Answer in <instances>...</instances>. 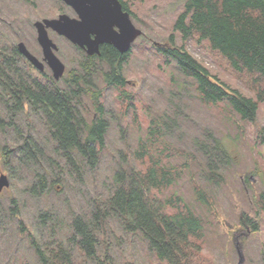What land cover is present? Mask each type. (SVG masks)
<instances>
[{"label":"trees","instance_id":"trees-1","mask_svg":"<svg viewBox=\"0 0 264 264\" xmlns=\"http://www.w3.org/2000/svg\"><path fill=\"white\" fill-rule=\"evenodd\" d=\"M121 2L132 15L126 3ZM172 29L179 34L180 42L172 32L167 37L168 43L153 42V55L164 67L174 66L188 77L203 103L225 104L240 120L254 121L264 101V0H184ZM145 39L143 33L140 42L145 44ZM192 40L204 41L213 60L235 75L253 95L232 87L195 57L187 48ZM130 52L120 53L108 46L101 48L100 55L94 58L83 54L79 68L61 83L54 80L52 88L48 82L30 76L28 70L0 48V129H5V133L11 130L15 136V143L3 145L0 153L10 186L22 182L25 192L39 198L55 188L56 192L67 189L73 181L83 183L89 173H95L107 148L109 122L102 100L104 89L92 79L93 69L104 64L102 86L117 89L118 100L133 106L139 92L124 91L127 86L124 65ZM144 108L146 133L137 136L133 149L126 141V151H118L119 159L109 182L103 181L102 190L95 191L85 213H71L61 238L55 235L64 222L54 209L50 213L39 210L36 219L41 231L37 238L33 226L19 218L14 193L9 204L0 208V220H6L11 227L12 219L18 220L15 234H19L23 243L12 253L16 261L19 257L18 264H84L88 258L94 264H112L108 248L101 251L100 247L107 242L109 217L116 218L125 233L141 234L159 264H206L199 244L203 240L204 219L181 195L162 197L163 190L175 184L196 157L167 141L164 128L167 117L163 113H151L148 107ZM87 111H92L90 119L84 115ZM33 115L42 123L44 132L35 129ZM121 132L126 139L127 132ZM210 137L212 153L225 160L228 148L220 138ZM176 155L184 156L185 160L172 163ZM145 160L148 165L141 168ZM133 161L138 163L137 167ZM208 168L207 179L218 182L221 177L216 174L217 166ZM192 188L197 201L212 206L204 189L197 183ZM258 198L253 216L245 211L239 216L240 224L248 226L251 232L259 229L264 190ZM22 244L33 248L35 261L19 248ZM74 247L83 260L74 258ZM261 254L264 256L262 249Z\"/></svg>","mask_w":264,"mask_h":264},{"label":"rangeland","instance_id":"rangeland-1","mask_svg":"<svg viewBox=\"0 0 264 264\" xmlns=\"http://www.w3.org/2000/svg\"><path fill=\"white\" fill-rule=\"evenodd\" d=\"M123 1L132 12V23L140 28L146 37L145 44L140 42L141 37L134 41L124 65L127 81L124 91H138L139 96L134 99L133 106L119 101L117 89L102 86L101 78L106 70L105 65L100 63L94 66L92 79L104 89L102 100L109 122L107 148L101 154L99 167L94 174L89 173L83 183L73 181L67 189L62 188L63 190L56 192L58 188H55L52 192L36 198L23 190L25 185L22 182L10 186L11 180L3 167L0 154V173L6 174L9 179V185L0 191V208L9 204L14 193L20 210L19 218L28 226H33L32 230L37 234V238L41 231L37 227L36 219L39 210L42 209V213H50L54 209L55 215L65 223L61 224V229L55 235V238H61L63 227L68 225L71 213H85L95 191L102 190L103 181L109 182L112 168L119 159L118 151H126V141H129L133 149L137 136H144L146 133V106L149 112L163 113L167 117V127L164 126L165 138L172 147L183 148L196 157L190 169H185L175 184L163 190L162 197L181 195L204 219L203 240L199 243L202 246L200 253L204 262L237 264L235 246L238 245L244 257L242 264H264V256H261V249L264 250V211L259 219V229L255 232H251L248 226L241 225L239 219L241 211L248 212L250 216L255 214V202L259 201L258 196L264 190V101L260 103L252 122L240 120L225 104L203 103L188 77L174 66L164 67L163 62L153 55V42H169L166 41L167 37L174 32L172 25L184 0ZM61 6L54 0H16L14 6H8L11 7L9 9L0 4V48L5 44L10 46L11 41L15 43L18 40L24 41L28 47L35 50L32 23L41 16L56 15ZM67 14L71 15V12ZM174 34L177 42H180L179 34ZM52 38L61 45L58 57L65 64L66 70H77L83 53L60 40L55 34ZM187 48L232 87H238L253 95L235 75L213 60L204 41L192 40L187 44ZM19 64L23 68V63ZM91 113L92 111H87L84 115L90 119ZM31 118L35 129L44 132L37 117L33 115ZM18 121H21L20 118ZM123 130L129 131L125 137L127 140L122 138ZM210 135L220 138L228 148L225 160L212 153ZM13 143V132L10 130L5 133V129H0V153L3 145ZM146 160L141 168L148 165ZM184 160V156L176 155L171 162ZM133 164L137 167L138 163L133 161ZM208 165L217 166L216 174L221 177L218 182L207 179L205 172L209 170ZM193 183H197L211 197L212 206L207 207L195 199ZM49 221L47 219V223ZM17 223L16 217L12 219V227L6 220H0V264H18L19 257L17 261L12 257L16 246L23 243L19 234H15ZM47 228L42 227L44 230ZM106 228L107 242H103L100 247L101 251L105 247L108 248L112 264L160 263L148 249L147 241L141 234L125 233L120 222L114 217H109ZM19 248L22 251L24 249V254L28 253L30 260H36L31 246L27 248L22 244ZM73 253L75 259L83 260L75 247ZM19 255L21 257V252ZM84 264L94 262L88 258Z\"/></svg>","mask_w":264,"mask_h":264},{"label":"water","instance_id":"water-1","mask_svg":"<svg viewBox=\"0 0 264 264\" xmlns=\"http://www.w3.org/2000/svg\"><path fill=\"white\" fill-rule=\"evenodd\" d=\"M64 1L71 5L76 12V17L62 13L57 18L34 23L37 29V41L43 48L44 59L51 67L55 79L62 76L64 64L53 53L52 49L56 46L48 38L45 26L52 27L72 44L85 49L88 54L99 53L98 45L104 42L114 46L120 53H125L130 49L131 43L142 34V31L132 23L129 13L122 9L119 0ZM18 47L34 66L40 67L24 43L20 42ZM8 185V176L0 173V191ZM235 249L238 255L237 264H242L244 261L242 251L238 245Z\"/></svg>","mask_w":264,"mask_h":264},{"label":"flooded vegetation","instance_id":"flooded-vegetation-1","mask_svg":"<svg viewBox=\"0 0 264 264\" xmlns=\"http://www.w3.org/2000/svg\"><path fill=\"white\" fill-rule=\"evenodd\" d=\"M15 1L16 0H0V4L5 5L6 8L9 9L11 7L8 8V6H14ZM54 1H57V2H59L62 5L61 9L57 12V14L56 15L53 14V15L41 16L39 19H36L32 23V25H33V28H32V30H33V39L35 40V44H36L35 50H33L30 47H28V45L24 41H18V40L15 43H14V41L13 42L11 41V45L10 46L5 44L4 46L1 47V49H3L6 54H8V55L10 54L16 62H19V63L22 62L23 63V68L28 70V72H29L28 74H30V76L34 77L37 81H41V82H45L46 81V82H48L49 86L52 87V88H55L54 80L60 82V80L65 79V77H67L70 74V72H71V71H67L66 70L65 64L58 57V52L60 51V46L61 45L52 38V35H54V34L57 35V37H59L60 40H62L63 42L67 43L69 46L74 47L76 50H79L84 55H86L87 57H90V58H94L95 56H99L101 48L112 46L109 43H105V42L104 43H100L98 45L99 53L88 54L85 49H82V48H80V47H78L76 45H73L67 38H65L64 36L58 34L52 27H49V26L46 27L45 26V30H46L48 38H50L52 40V42L55 44V46H56V47H54V49H52V51L58 57V59L64 64V71H63L62 76L59 77L58 79H55L54 76H53V72H52L51 67L48 65L47 60L44 59L43 48L37 41V29L34 26V23L37 22V21H43L44 19L57 18L60 14H62V13L67 14V12L68 13L71 12V15L67 14V15H69L71 17H76L77 15H76V12L74 11V9L71 7V5L67 4L64 0H54ZM119 1L121 2V0H119ZM121 4H122V2H121ZM122 9L125 10L123 4H122ZM114 28L117 30L116 26H114ZM20 42L24 43V45H25L26 49L28 50V52L30 54H32L36 58L37 62L40 64L39 68L34 66L30 62V60L27 58V56L19 49L18 44ZM112 47H114V46H112Z\"/></svg>","mask_w":264,"mask_h":264}]
</instances>
